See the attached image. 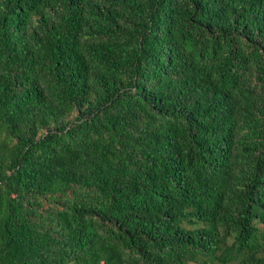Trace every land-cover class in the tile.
<instances>
[{"label": "trees", "instance_id": "16d2710c", "mask_svg": "<svg viewBox=\"0 0 264 264\" xmlns=\"http://www.w3.org/2000/svg\"><path fill=\"white\" fill-rule=\"evenodd\" d=\"M0 264H264V0H0Z\"/></svg>", "mask_w": 264, "mask_h": 264}]
</instances>
